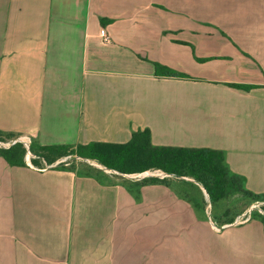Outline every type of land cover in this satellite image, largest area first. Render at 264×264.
<instances>
[{"label":"crops","instance_id":"obj_1","mask_svg":"<svg viewBox=\"0 0 264 264\" xmlns=\"http://www.w3.org/2000/svg\"><path fill=\"white\" fill-rule=\"evenodd\" d=\"M145 130L155 147L222 151L264 195V0H0V138L41 151ZM1 150L0 264H264L262 223L225 228L209 259L181 252L199 206L179 184L193 180L38 171Z\"/></svg>","mask_w":264,"mask_h":264},{"label":"trees","instance_id":"obj_2","mask_svg":"<svg viewBox=\"0 0 264 264\" xmlns=\"http://www.w3.org/2000/svg\"><path fill=\"white\" fill-rule=\"evenodd\" d=\"M169 75L176 76L172 71H169ZM235 87L249 89L244 86ZM67 149L69 150V147H44L42 151L55 156L59 154L60 150ZM25 153L27 151L21 144L9 150H1L2 156L11 166H25ZM71 155L94 160L120 174L132 175L150 170H162L176 178L186 177L194 179L203 186L213 205L228 198L234 192L232 190H235L234 183H239L240 181L245 193L257 198H264V195H253L245 190L241 178L230 172L226 165L225 154L222 151L155 147L152 145L151 132L149 130L135 133L132 140L127 144L94 143L88 146H78L76 152ZM38 157L49 163L53 162L44 155H39ZM145 184L168 185V181L153 178L150 181H146Z\"/></svg>","mask_w":264,"mask_h":264},{"label":"rangeland","instance_id":"obj_3","mask_svg":"<svg viewBox=\"0 0 264 264\" xmlns=\"http://www.w3.org/2000/svg\"><path fill=\"white\" fill-rule=\"evenodd\" d=\"M10 140H5L0 138V141L4 143ZM32 152L36 157L33 158L32 156H30L29 158L31 162L35 164L34 166H38V167L44 166L42 159L38 157L39 155L42 156L44 155L46 157H49L50 161H53L52 163L48 162L49 166L56 165L58 162H63L65 164L70 163L71 165L79 164L80 167L84 169V171L86 170L92 172L94 171L95 174L101 171L104 172L105 175H107V177H113L111 175L112 172H108L106 170H102L94 166L95 164L103 166L96 161L84 162L83 160H79L81 157H79V159H76V156L73 158L71 154L73 152H76V148H69V150L68 149L60 150L58 155L53 156L46 153L45 151L43 152L42 150L41 151L36 150L32 142ZM25 158H27V153H25ZM156 171L163 172L162 170H150L148 172L152 174H156L157 173ZM151 179H152L151 177L147 178L145 181L135 180V179L126 181L125 179L124 182L143 183L146 181H150ZM190 180H194V179H190ZM166 181L174 182L176 181V179L169 178L166 179ZM174 186L175 187L172 188V191H177L176 189L177 185L175 184ZM179 188H181L180 191L181 193L190 195L191 203L194 205V207L195 205L199 206L198 207L199 209L195 208V216H196L195 220L191 221V224L186 227L187 231L184 232L183 242L186 243L187 247L181 250V252H183L184 255L190 254L191 259L195 257L197 258L205 257L209 259L213 254L212 253L213 248H216V243L226 241V239L222 237V235L221 236L219 235L222 231H227L225 230V228L221 227L222 223H223L222 226L234 224L235 218H237V216H241L252 207H255V209L253 210V215L251 220L246 224L243 225L241 224V226H236V227L234 226L232 229L237 230L244 227L246 230L252 231L257 223L259 224L262 223L264 226V222H263L264 214L259 212L260 209L264 210V198H257L245 193L243 191V186L241 184V181L239 183H234L235 190H232L234 192L231 191L232 193L225 200L215 203L213 207L212 205H210V203H207L210 210L206 213L204 212V208L202 207L205 198L202 196V193L199 191V189L195 186V183L189 181H183L181 184H179ZM206 199L208 202H210L207 197ZM213 224L216 225L217 228H220L219 231H216L217 233L211 231L210 225ZM253 232L255 233V231Z\"/></svg>","mask_w":264,"mask_h":264},{"label":"built area","instance_id":"obj_4","mask_svg":"<svg viewBox=\"0 0 264 264\" xmlns=\"http://www.w3.org/2000/svg\"><path fill=\"white\" fill-rule=\"evenodd\" d=\"M100 36L103 40L104 43H111L112 42V38L109 35V33L106 31V29H101L100 31ZM21 144L23 145V147L26 149L27 151V160L30 161V156H32L33 158H35L36 156L31 152V146H32V138L30 136H20L17 137L15 139H11L10 141L4 143L0 141V149L2 150H9L11 148H13L14 146ZM65 163L63 162H58L56 165H51L48 168H58L60 166H63ZM31 167L38 170V171H45V168H41V167H36L34 166L33 163H31ZM156 174H152L150 172H144L141 174H132V175H126L128 178L131 179H135V180H146L147 178H158V179H165L167 177H169L170 175L165 173V172H161V171H156ZM255 209V207L250 208L249 210H247L244 214H242L241 216H238L237 218H235V222L232 225H226L224 228H228V227H232V226H241V224H246L248 223L253 215V210ZM260 213L264 214V210L260 209L259 210ZM242 219V221H241ZM216 228V227H215ZM219 231V229H218Z\"/></svg>","mask_w":264,"mask_h":264},{"label":"bare ground","instance_id":"obj_5","mask_svg":"<svg viewBox=\"0 0 264 264\" xmlns=\"http://www.w3.org/2000/svg\"><path fill=\"white\" fill-rule=\"evenodd\" d=\"M94 166L99 167V168H103V167H101L100 165H97V164H95Z\"/></svg>","mask_w":264,"mask_h":264},{"label":"water","instance_id":"obj_6","mask_svg":"<svg viewBox=\"0 0 264 264\" xmlns=\"http://www.w3.org/2000/svg\"><path fill=\"white\" fill-rule=\"evenodd\" d=\"M193 182H195L194 180H193ZM207 196H208V194H207ZM209 197V196H208Z\"/></svg>","mask_w":264,"mask_h":264}]
</instances>
